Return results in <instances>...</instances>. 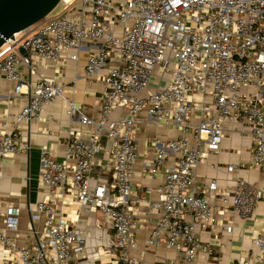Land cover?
I'll use <instances>...</instances> for the list:
<instances>
[{
    "label": "built area",
    "instance_id": "built-area-1",
    "mask_svg": "<svg viewBox=\"0 0 264 264\" xmlns=\"http://www.w3.org/2000/svg\"><path fill=\"white\" fill-rule=\"evenodd\" d=\"M56 7L62 11H51L0 46V77L12 82L14 93L27 97L11 129L0 131V161L18 151L21 124L61 97L70 123L78 121L87 133L83 137L68 131L62 160L50 147L40 149L39 182L101 213L110 233L93 256L98 264H144L129 253L135 246L130 229L142 212L128 198L137 157L131 134L144 110L154 124L180 132L176 138H153V155L143 162L153 175L169 155H176L162 172L160 200L147 204L157 217L145 242L180 251L186 261L198 252L212 254V246L201 243L195 229L214 225L203 191L214 193L216 184L211 180L199 192L191 184L195 164L204 151L220 144L224 124L248 127L249 163L261 172L262 183L235 178L220 198H229L241 218L250 216L264 198V0H60ZM85 44L93 46L84 61L85 76L105 68L96 116L75 103V85L48 77L33 81L23 72L37 62L50 66L76 60ZM115 110L122 114L112 116ZM191 114L197 115L195 123L189 122ZM101 152L106 175L94 179L91 168L99 165L94 158ZM234 168L225 167L229 173ZM28 213L31 239L19 245L21 212L13 204L6 206L0 264H73L84 248L79 228L70 226L49 198L35 202ZM34 221H41V227ZM251 243V253L235 264H264V230Z\"/></svg>",
    "mask_w": 264,
    "mask_h": 264
},
{
    "label": "crops",
    "instance_id": "crops-1",
    "mask_svg": "<svg viewBox=\"0 0 264 264\" xmlns=\"http://www.w3.org/2000/svg\"><path fill=\"white\" fill-rule=\"evenodd\" d=\"M92 49V45L85 44L77 50L76 60L66 58L59 65L50 66L37 62L32 68H23V72L26 78L33 81L48 77L66 85H75L76 91L73 95L75 103L85 114L96 116L101 106L100 77L105 68L85 76L84 61ZM74 52L75 50H70L69 54ZM12 89V82L0 77V131L11 129L13 116L27 102V97L23 93H14ZM65 111L66 102L57 97L50 105L44 107L38 116H34L28 123L21 124L22 137L18 151L0 161V227H3L6 206L9 204L17 206L21 215L16 240L19 245H28L31 239L28 208L43 198H49L54 209L61 212L70 226L79 228L84 234V248L74 256L73 264H98L93 256L97 247L110 233L101 213L80 206L71 194L61 196L39 182L41 148L50 147L54 157L62 160L68 131L74 129L79 131L81 136H86L87 128L79 125L76 120L70 123ZM120 114L122 111L115 110L112 116ZM191 115L193 116L189 118V122L195 123L197 115ZM179 135L180 132L175 127L154 124L144 110L136 117L131 136L136 145L137 157L132 167L128 198L142 214L136 216L130 229L135 246L129 249V253L141 259L144 264H235L237 259L251 253L252 238L264 230V198L255 204L252 214L245 218H241L231 209L229 198L225 200L220 198L221 192L231 190L235 178L253 185L262 183L261 172L249 163L251 144L248 127L243 124H224L220 144L215 149L204 151L193 170L191 184L193 190L201 191L203 185L211 180L216 184L214 193L203 191L208 194L209 205L215 219L214 225L203 230L195 229L196 238L201 243L212 246V254L198 252L192 260L186 261L180 251L164 245H148L145 242L153 220L157 217V213L149 210L147 204L160 200L162 172L173 165L176 155H169L160 170L153 175L148 174L143 162L153 155L151 145L153 138L164 140ZM189 143L193 144L190 136ZM104 156V152H101L94 158V161L100 162L91 168L90 175L94 179L106 175ZM228 164L235 165L230 173L225 169ZM41 223L33 222L36 228H40Z\"/></svg>",
    "mask_w": 264,
    "mask_h": 264
},
{
    "label": "water",
    "instance_id": "water-1",
    "mask_svg": "<svg viewBox=\"0 0 264 264\" xmlns=\"http://www.w3.org/2000/svg\"><path fill=\"white\" fill-rule=\"evenodd\" d=\"M60 0H0V46L15 33L46 17ZM26 56V51L20 49Z\"/></svg>",
    "mask_w": 264,
    "mask_h": 264
},
{
    "label": "rangeland",
    "instance_id": "rangeland-1",
    "mask_svg": "<svg viewBox=\"0 0 264 264\" xmlns=\"http://www.w3.org/2000/svg\"><path fill=\"white\" fill-rule=\"evenodd\" d=\"M61 11H62V9H60L59 7H55V8L52 10L51 14H57V13H60Z\"/></svg>",
    "mask_w": 264,
    "mask_h": 264
},
{
    "label": "trees",
    "instance_id": "trees-1",
    "mask_svg": "<svg viewBox=\"0 0 264 264\" xmlns=\"http://www.w3.org/2000/svg\"><path fill=\"white\" fill-rule=\"evenodd\" d=\"M41 21V20H40ZM38 23V22H37ZM37 23H35V24H37Z\"/></svg>",
    "mask_w": 264,
    "mask_h": 264
}]
</instances>
